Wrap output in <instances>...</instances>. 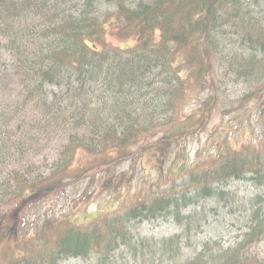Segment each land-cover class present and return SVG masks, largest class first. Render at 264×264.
<instances>
[{
	"label": "trees",
	"instance_id": "trees-1",
	"mask_svg": "<svg viewBox=\"0 0 264 264\" xmlns=\"http://www.w3.org/2000/svg\"><path fill=\"white\" fill-rule=\"evenodd\" d=\"M105 2L117 9L103 11L97 0H0V82L8 75L15 84L13 95L0 93V264H264V134L182 163L170 187L123 196L136 179L126 163L146 153L162 163L217 112L255 102L264 117V23L245 0ZM226 74L249 87L230 108L217 92ZM83 181L68 211L81 214L102 195L112 208L78 223L41 207ZM237 181L258 193L238 201L227 189ZM215 198H232L248 217L229 245L197 240L209 220L205 201ZM160 218L179 231L160 238L139 230Z\"/></svg>",
	"mask_w": 264,
	"mask_h": 264
},
{
	"label": "rangeland",
	"instance_id": "rangeland-1",
	"mask_svg": "<svg viewBox=\"0 0 264 264\" xmlns=\"http://www.w3.org/2000/svg\"><path fill=\"white\" fill-rule=\"evenodd\" d=\"M103 11H115L116 6L111 5L105 0H97ZM147 3L153 0H145ZM247 3V12L252 16H256L264 23V0H245ZM78 3H83V0H77ZM245 3V6H246ZM233 36L232 44L238 49H241L240 38L236 33H231ZM108 40L114 44H127L128 42L121 41L113 35H108ZM126 46V45H125ZM14 82L7 77L0 82V93L2 96H10L15 93L12 90ZM248 86L230 78L228 74L222 75L218 82V97L220 107L230 108L237 104L235 100L239 99L246 91ZM51 94V90L49 92ZM208 97V92L200 94V96H193L186 108V114L190 112H197L201 106V102ZM212 120L210 127L198 136H190L188 140L179 149L175 148L168 156L163 157L162 163L156 162L153 158V153H146L144 157L137 160V163L132 166L131 162L126 163L125 171L128 177L133 173L135 181L125 190V195H130L136 191H140L142 185L144 190L142 192H151L156 190L158 186L170 187L172 179L175 177V170L185 160L188 165H191L196 159L202 158L218 150L224 146H240L248 140L255 138L257 141L263 137L264 134V117L260 108L255 102H252L243 111H234L229 113L217 112ZM158 137V136H157ZM156 137V138H157ZM150 152H158L150 150ZM161 175L160 181L157 183L158 176ZM143 180V183L141 184ZM87 182L83 181L76 189L69 188L62 196L58 197L54 202H44L41 207L49 213H54L56 216H62L68 213L72 216L77 213L76 210L69 209V204L73 203L72 198H78L79 194L85 189ZM228 189L239 194L238 201L247 202L248 198L258 192L254 188L251 181H237L231 184ZM91 190V189H90ZM115 195V194H114ZM113 195V196H114ZM110 198L103 195L102 197H95L88 203V206L81 217H88L89 215L103 212L111 209ZM206 204L209 205V220L203 227L204 230L198 235L197 240L205 242L206 240H219L225 245L235 242L240 235L247 231L245 224L248 222V217L245 215L243 208L236 204L232 198L230 200L207 199ZM140 231L145 234H152L156 237L169 236L179 231L173 219L153 220L143 222L138 225ZM264 245V244H263ZM185 252L188 255H193L192 248H186ZM62 264H85L84 260L78 258H71L65 260Z\"/></svg>",
	"mask_w": 264,
	"mask_h": 264
}]
</instances>
